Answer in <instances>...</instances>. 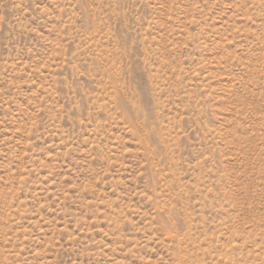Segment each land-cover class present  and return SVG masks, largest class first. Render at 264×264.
<instances>
[{
  "label": "rangeland",
  "instance_id": "374dc122",
  "mask_svg": "<svg viewBox=\"0 0 264 264\" xmlns=\"http://www.w3.org/2000/svg\"><path fill=\"white\" fill-rule=\"evenodd\" d=\"M0 264H264V0H0Z\"/></svg>",
  "mask_w": 264,
  "mask_h": 264
}]
</instances>
